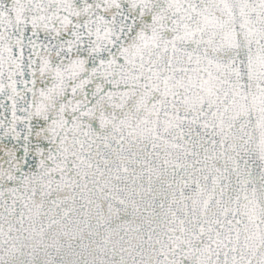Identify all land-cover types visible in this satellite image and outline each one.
<instances>
[{"label":"snow or ice","instance_id":"obj_1","mask_svg":"<svg viewBox=\"0 0 264 264\" xmlns=\"http://www.w3.org/2000/svg\"><path fill=\"white\" fill-rule=\"evenodd\" d=\"M0 264H264V0H0Z\"/></svg>","mask_w":264,"mask_h":264}]
</instances>
